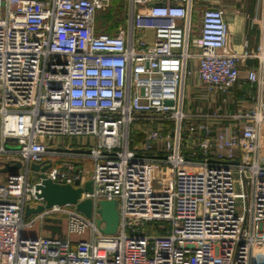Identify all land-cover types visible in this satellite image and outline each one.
<instances>
[{"label": "built area", "instance_id": "2783aa9c", "mask_svg": "<svg viewBox=\"0 0 264 264\" xmlns=\"http://www.w3.org/2000/svg\"><path fill=\"white\" fill-rule=\"evenodd\" d=\"M111 2L0 0V154L21 162L0 179V264H254V247L264 246V51L231 48L219 7L203 8L197 25L193 0H124L125 24L109 33L97 15ZM247 58L258 60L247 80L259 98L253 113L234 116L253 123L217 134L236 151L223 159L212 154L208 123L188 122L184 82L194 60L208 90L228 91ZM141 123L157 127L136 140L130 129ZM73 138L90 140L59 144ZM32 163L49 164L44 174L56 183L90 180L81 198L92 200L91 216L55 204L25 222L26 207L44 205ZM159 165L169 183L155 191ZM103 199L117 202L113 234L97 223ZM47 219H59L48 223L61 233L44 230ZM35 224L38 235L25 236Z\"/></svg>", "mask_w": 264, "mask_h": 264}, {"label": "crops", "instance_id": "0c3cea01", "mask_svg": "<svg viewBox=\"0 0 264 264\" xmlns=\"http://www.w3.org/2000/svg\"><path fill=\"white\" fill-rule=\"evenodd\" d=\"M207 6L219 7L223 10L228 25L227 44L231 48H245L252 53L264 51V0H193V14L197 25L200 12ZM196 30L198 33V28ZM146 36L147 41L152 40L150 31ZM189 67L191 72L184 82L183 109L185 111V91L189 86V94L194 95L195 111H192L190 103L189 110L185 111L190 116L188 122L208 123L215 144L212 154L223 159H235V149L220 146L217 134L223 129L231 133H240L245 125L253 123L252 118L244 115L240 118L234 116L237 113H253L256 109L258 91L256 85L247 80V70L257 68L258 60L247 58L239 65L238 81L228 91L208 90L198 78L196 61L192 60ZM259 96L264 100V89ZM1 175L2 178L6 176V174ZM42 233L49 232L42 231Z\"/></svg>", "mask_w": 264, "mask_h": 264}, {"label": "water", "instance_id": "95a60500", "mask_svg": "<svg viewBox=\"0 0 264 264\" xmlns=\"http://www.w3.org/2000/svg\"><path fill=\"white\" fill-rule=\"evenodd\" d=\"M166 103L170 104L169 101ZM12 141V140H11ZM17 148V146H15ZM236 163L237 161H231ZM49 164L40 167L39 164L32 163L30 169L34 174L40 179L38 183L35 184L36 196L44 201V205H37L36 207H26L25 216H29L31 213H37L44 207H50L52 205H64V204H74L76 208L84 213L86 216L90 217L92 213V200L90 198L82 199L83 192H89L92 189L91 181L88 180L84 183L83 187H74L70 184H62L53 182L44 174V170L47 169ZM21 168L20 161H3L0 162V175H13ZM98 213L100 219L97 221L98 224L104 222V227L101 229L105 234H113L116 232L119 213L117 209L116 200H99L98 202ZM60 223L59 219H47L46 223L43 225L44 230L52 231L51 234L56 230L61 233V226L58 225L54 227L48 222Z\"/></svg>", "mask_w": 264, "mask_h": 264}, {"label": "rangeland", "instance_id": "374dc122", "mask_svg": "<svg viewBox=\"0 0 264 264\" xmlns=\"http://www.w3.org/2000/svg\"><path fill=\"white\" fill-rule=\"evenodd\" d=\"M111 5L105 8L104 10L99 11L97 15V23L101 27H105L106 31L109 33H115L117 30V27L119 25H124L127 14H126V8H125V2L124 0H111ZM111 12L108 15H112L107 17V10H110ZM189 86L186 87L185 91V111L187 112L189 110V104H192V111H195V104L193 101L194 95L189 94ZM193 101V102H192ZM157 125H148L146 123H141L140 125H137L135 127H131V132L133 136L136 137V140H140L139 132L142 130L150 129V128H155ZM139 131V132H138ZM90 139H85V138H73L72 140H67V139H60L59 144L65 145V144H70L72 148H76L79 146H84L87 144V142ZM12 143L9 142L5 145L6 149H9L12 147ZM159 152V148H157L156 145H154L153 149L150 151V154H155ZM8 159L6 158V155L0 154V162L7 161ZM84 170L87 171V169H90V161H85L84 163ZM85 176H87V172H84ZM153 174V183L152 185L154 186L155 191H160L165 184L169 183V174H170V169L167 165H159L158 166V171L154 170L152 171ZM235 183L236 185L240 184L239 181V176L235 173ZM0 179L2 180V175H0ZM29 180L31 182H34L35 180V175L31 172L29 173ZM243 205L244 201L242 199V193L239 191L237 192V199L235 203V213L236 214H241L243 211ZM24 221L27 222L29 221V217H24ZM63 224V229L65 230V219L63 218L62 221ZM163 224V223H161ZM46 233V231H43ZM39 233V225L35 224L32 228H25L23 230V234L25 236H31V235H38ZM253 259H254V264H264V246L261 244H256V246L253 249Z\"/></svg>", "mask_w": 264, "mask_h": 264}, {"label": "trees", "instance_id": "16d2710c", "mask_svg": "<svg viewBox=\"0 0 264 264\" xmlns=\"http://www.w3.org/2000/svg\"><path fill=\"white\" fill-rule=\"evenodd\" d=\"M110 12H111V9H110V10H107V12H106L107 17H109V18H110V16H112V15H108ZM102 29H103V30H106L105 27H102ZM135 126H137V124H135L133 127H135ZM167 131H168V129H167ZM164 132H166V131H164Z\"/></svg>", "mask_w": 264, "mask_h": 264}]
</instances>
